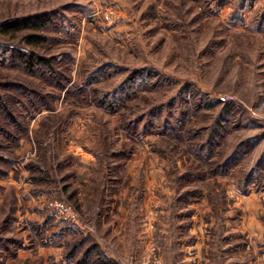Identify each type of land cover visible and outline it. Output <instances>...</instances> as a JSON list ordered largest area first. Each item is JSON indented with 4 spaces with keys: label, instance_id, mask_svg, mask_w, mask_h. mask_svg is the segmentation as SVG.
Wrapping results in <instances>:
<instances>
[{
    "label": "rangeland",
    "instance_id": "obj_1",
    "mask_svg": "<svg viewBox=\"0 0 264 264\" xmlns=\"http://www.w3.org/2000/svg\"><path fill=\"white\" fill-rule=\"evenodd\" d=\"M100 258L264 264V0H0V264Z\"/></svg>",
    "mask_w": 264,
    "mask_h": 264
},
{
    "label": "trees",
    "instance_id": "obj_2",
    "mask_svg": "<svg viewBox=\"0 0 264 264\" xmlns=\"http://www.w3.org/2000/svg\"><path fill=\"white\" fill-rule=\"evenodd\" d=\"M50 15L47 13L35 15V16H29L25 18H20V19H15L12 21L5 22L4 24L1 25V33L6 36H14L15 34H19L22 32H28L24 37L25 43L27 45H40L44 43L47 38L44 36L40 35L39 32H42L47 25L50 24ZM32 32V33H30ZM14 59L17 61L19 60L25 70L29 72H33L36 68V66H40L48 70V72L51 73L50 69V61L46 59H42L37 57L35 54H28V57L24 55L23 53H20L18 55H15ZM154 75L149 76V78L153 77ZM104 98H102L103 100ZM100 106H105L106 108H112L113 103L107 101H101L99 103ZM101 260V258H100ZM103 263L102 264H115L114 261L112 260H101Z\"/></svg>",
    "mask_w": 264,
    "mask_h": 264
},
{
    "label": "built area",
    "instance_id": "obj_3",
    "mask_svg": "<svg viewBox=\"0 0 264 264\" xmlns=\"http://www.w3.org/2000/svg\"><path fill=\"white\" fill-rule=\"evenodd\" d=\"M50 206L54 208L56 215L69 223H72L81 230H84L85 223L82 221L80 213L71 205L63 202H54Z\"/></svg>",
    "mask_w": 264,
    "mask_h": 264
},
{
    "label": "crops",
    "instance_id": "obj_4",
    "mask_svg": "<svg viewBox=\"0 0 264 264\" xmlns=\"http://www.w3.org/2000/svg\"><path fill=\"white\" fill-rule=\"evenodd\" d=\"M120 223H121V222H119V224H120ZM115 228H116V227H115ZM115 238H118L119 240H120V239L124 240V237H122V236L120 237V235H117V237H115Z\"/></svg>",
    "mask_w": 264,
    "mask_h": 264
}]
</instances>
